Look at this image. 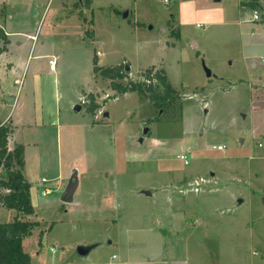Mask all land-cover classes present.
I'll list each match as a JSON object with an SVG mask.
<instances>
[{
	"label": "rangeland",
	"instance_id": "obj_1",
	"mask_svg": "<svg viewBox=\"0 0 264 264\" xmlns=\"http://www.w3.org/2000/svg\"><path fill=\"white\" fill-rule=\"evenodd\" d=\"M251 14L247 0H0V26L34 36L25 55L36 45L26 68L11 72L19 37L0 57L3 109L24 101L34 71L48 78L51 109L53 80L61 95L58 138L50 130L39 144L34 214L13 211L38 222L22 243L31 264H264V14L243 21ZM93 59L128 66L122 84L162 70L178 97L159 111L117 94ZM91 91L99 110L86 113L87 95L75 112Z\"/></svg>",
	"mask_w": 264,
	"mask_h": 264
},
{
	"label": "trees",
	"instance_id": "obj_2",
	"mask_svg": "<svg viewBox=\"0 0 264 264\" xmlns=\"http://www.w3.org/2000/svg\"><path fill=\"white\" fill-rule=\"evenodd\" d=\"M89 4V0H86ZM2 47L0 53L8 44L7 36L0 29ZM121 65L99 67L97 60L93 59V73L111 81L110 88L117 94L136 93L141 98L151 102L156 110H165L174 103L178 92L169 82L162 70L147 69L144 72L143 82L129 81L122 84L119 80L124 78ZM155 80L161 87V92H156L152 81ZM89 104L84 106L88 114L93 115L101 106L97 104L92 95H89ZM12 132L11 126H0V170L5 171V178H0V205L6 210H13L20 216L32 217L34 208L30 196V184L22 175L23 151L21 145H16L13 150L7 148L8 137ZM38 222L20 219L16 216L10 222H0V264H31L30 256L23 250V240L31 235Z\"/></svg>",
	"mask_w": 264,
	"mask_h": 264
},
{
	"label": "crops",
	"instance_id": "obj_3",
	"mask_svg": "<svg viewBox=\"0 0 264 264\" xmlns=\"http://www.w3.org/2000/svg\"><path fill=\"white\" fill-rule=\"evenodd\" d=\"M246 9L247 8L242 7L238 10V15L240 18L241 16H244L243 13L246 11ZM243 21L251 22L252 21L251 16L249 19L243 20ZM0 29L3 30L8 40V44L5 46V50L0 53V57H3L2 55L4 54L11 53L10 51H11V48L13 47L11 37L13 36L19 37L21 38V40H17V42L15 43L16 49H18L19 51L15 53L14 55L15 57L13 58L11 57L12 55L10 54V58H9L11 62L13 61L15 63V65L13 66L14 68L11 70V72L16 70V67L23 66V68H26V64L28 60L30 59L29 53L33 48L36 47V45L34 46L33 43L30 44L29 53L27 55L23 53V50H24L23 47H27L26 40H31L33 42L34 36L29 35L27 33L19 32V31H15V32L7 31L5 28H2L1 26H0ZM92 35L94 36V33ZM252 36L253 35H250V37ZM41 47L43 46H40L39 48L41 49ZM31 57L36 60H39V59L43 60L44 58L45 59L50 58L49 55H45L43 53L41 55H36V56L33 55ZM30 61H32V59ZM11 66L12 65L10 64V66L8 67L11 68ZM33 67L35 70V68H37V65ZM3 69L4 68H1L0 66V71ZM49 71H52V70H49ZM44 79H48V78H46L43 74L35 73V71L28 77L27 85H26V92L24 94V101H22L19 105H15L14 110H11V109L4 110L3 100L0 101V126L9 125L11 126V129H12V132L10 133L8 137V142H7L8 150L9 151L13 150L16 145H21L24 148L22 175L25 178V180L30 184L31 198H32V194L34 191V185H33L34 181L36 180V178H38V175L40 176L44 173V172L42 173V170L44 169V162L41 157V153L39 151V144H40V147L44 146L45 139L42 136V133L51 132L50 130H52L55 133V137L57 139L59 131L62 128L61 117H60L61 109L59 108L60 103H61V95H60L59 90L56 89L57 88L56 81L53 80L54 96H53V102H52L53 109H51V107H49L46 104L47 100H51V96L47 94V92L49 94L50 92L45 90L44 82H46V80ZM2 82H3V79H0V95L4 93L2 92V89H1ZM91 94H92V91L89 93H83V95H79V97H76L75 102L72 101V106L74 105L76 106L75 112H77L76 108L78 106L80 107V110H82L81 99L82 98L85 99L87 95H91ZM85 102L86 101H84V103ZM96 103L98 104V102ZM11 112H12V116L10 120L12 119V121L9 122L10 120H8V117ZM43 180H45V178L41 177L39 179V182L43 183ZM41 190L43 194V191H44L43 186H41ZM34 193H36V191ZM73 198H74V195H73ZM31 202H32V199H31ZM16 215H17L16 213L15 215L13 214V210H6L5 208L0 207V222H10Z\"/></svg>",
	"mask_w": 264,
	"mask_h": 264
},
{
	"label": "built area",
	"instance_id": "obj_4",
	"mask_svg": "<svg viewBox=\"0 0 264 264\" xmlns=\"http://www.w3.org/2000/svg\"><path fill=\"white\" fill-rule=\"evenodd\" d=\"M248 3L250 4L251 10H252V14H251V20L252 22H257L261 20L262 14H264V0H247ZM165 4H168V0H164ZM97 55L99 56V52H97ZM48 67L49 70H54L55 68V61L49 60L48 61ZM16 83V81H15ZM84 103V102H83ZM217 150H221L222 148L216 147ZM180 160L183 161V163L185 165H188V161L186 159L185 156H180ZM44 182V180H43ZM51 193V190L49 188H45L43 191V195H48ZM112 259H117V257L115 255L112 256Z\"/></svg>",
	"mask_w": 264,
	"mask_h": 264
},
{
	"label": "water",
	"instance_id": "obj_5",
	"mask_svg": "<svg viewBox=\"0 0 264 264\" xmlns=\"http://www.w3.org/2000/svg\"><path fill=\"white\" fill-rule=\"evenodd\" d=\"M125 70H129V67L128 66H125ZM209 75V73H208ZM77 111L80 110V107L78 106L77 108ZM104 116H108L107 113H104ZM148 132V129H144V134H146ZM140 142H142V139L139 140ZM240 142H242V140H240ZM78 187V177H77V172L76 171H73L72 174H71V177L62 193V196H61V201L64 202V203H71L73 201V195L76 191ZM145 194L147 195H151L150 192H147V191H144ZM241 200H238V203H240ZM77 253L79 255H85L88 253L87 250H85V248H78L77 250Z\"/></svg>",
	"mask_w": 264,
	"mask_h": 264
}]
</instances>
